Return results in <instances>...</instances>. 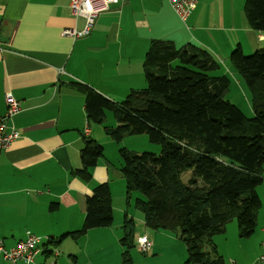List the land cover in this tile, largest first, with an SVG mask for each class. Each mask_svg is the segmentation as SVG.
<instances>
[{
  "label": "crops",
  "instance_id": "obj_1",
  "mask_svg": "<svg viewBox=\"0 0 264 264\" xmlns=\"http://www.w3.org/2000/svg\"><path fill=\"white\" fill-rule=\"evenodd\" d=\"M71 1L0 0V116L6 113L7 92L21 103L20 111L8 122L20 137L9 149L0 150V238L6 248H12L27 233L48 236L58 244L46 246L43 241L37 262L82 264L87 260L92 264L93 255L104 258L105 245L120 248L116 227L121 228L128 217L135 221V237L146 235L153 243L148 253L152 257L141 260L147 264L160 258L175 240L166 231L148 232L134 200L128 205L118 160L100 158L89 182L72 175L82 168L85 139L100 137V128L90 124L85 95L78 86L121 105L132 91L147 87L143 63L154 40L172 42L178 49L193 44L207 50L221 67L215 75L229 79L236 74L230 54L238 47L244 53L264 49V32L247 23L246 0H199L185 22L167 0H118L98 16L88 36L73 39L62 30L82 31L85 20L72 15ZM113 120L117 126L114 116ZM105 183L111 190L113 224L92 229L78 239H62L81 229L87 196ZM257 193L262 205L256 231L246 239L252 245L238 241L235 222L214 238L226 264L230 259L259 264L264 239V166ZM229 240L237 242L238 252L225 248L223 242ZM55 248L58 257L50 255ZM168 254L176 264H187V257L173 250ZM0 264L26 263H13L0 255Z\"/></svg>",
  "mask_w": 264,
  "mask_h": 264
},
{
  "label": "trees",
  "instance_id": "obj_2",
  "mask_svg": "<svg viewBox=\"0 0 264 264\" xmlns=\"http://www.w3.org/2000/svg\"><path fill=\"white\" fill-rule=\"evenodd\" d=\"M244 14L253 30L264 32V0H246ZM231 63L249 89L252 118L226 100L229 79L215 75L219 62L193 44L178 49L169 41H152L143 63L147 87L132 91L121 105L78 86L89 121L102 123L106 111L112 112L118 127L106 133L114 141L148 134L151 142L161 145L159 155L120 149L119 172L128 205L138 192L142 197L134 206L144 215L145 226L177 232L188 264H226L213 238L236 221L239 237L249 239L262 205L257 189L264 166V49L246 56L238 47ZM103 154L98 142L85 139L82 168L72 175L89 182ZM189 172L185 182L183 175ZM113 219L110 187L100 184L86 198L81 229L62 239L110 227ZM134 231L135 221L125 217L120 240L123 264H133L126 248L135 246Z\"/></svg>",
  "mask_w": 264,
  "mask_h": 264
},
{
  "label": "rangeland",
  "instance_id": "obj_3",
  "mask_svg": "<svg viewBox=\"0 0 264 264\" xmlns=\"http://www.w3.org/2000/svg\"><path fill=\"white\" fill-rule=\"evenodd\" d=\"M255 51L256 50H252L250 52L245 53V55L250 56ZM232 53L230 54V62H231ZM231 67L233 68V70L235 71L236 74H234L235 77L230 74L229 89H228V92L226 95V100L229 101L230 103H232L233 105L237 106L247 118H252V117H254V112H253L252 105H251V100H250L251 97H250L249 89L247 88L244 80L242 79L240 74L237 72V70L234 68V66L231 65ZM106 112L107 113H105V114H107V119L105 118L103 123H99V124L94 123V122L90 123L91 126H96V127L100 128V133L98 135L100 137L97 138L96 142H98V144L104 148V154H103L104 158L108 159L111 162H115L118 160L119 164L122 165V159L120 157V149H125L131 153H136L139 155L142 153H145V152L155 153L157 155H159L161 153V149H162L161 145L151 142L148 134L126 135L119 142L114 141L111 138V136L106 134V131L108 129H116L118 127V125L116 126L111 112H109V111H106ZM190 176H191V172L184 174L183 180L186 182ZM141 197L142 196L138 192H135L132 194V200H135V199L141 198ZM133 204H134V201H133ZM133 204L131 203V205H133ZM234 222H235V229H236L237 223H236V221H234ZM122 226H121V228L118 227V229L116 227V231L118 232L120 239H121L122 234H123L122 233ZM114 229H115V226H114ZM159 231H164V230H159ZM148 232L154 233L155 231L148 230ZM166 233H168L171 237H173L174 238L173 240H175V242L171 244V247L168 250L163 251V255L160 258H158L154 261H149L147 264H176L175 261H172L170 259L169 254H168V252H170L172 250L177 252L178 255H180V256L182 255V257H184V258L187 257V259H188V255L186 254L187 253L186 246L180 240L178 233L177 232H171V231H166ZM134 234H135V231H134ZM215 237L217 238V237H219V235L215 236ZM214 238H213V242H214ZM238 239H239L238 241H243V243L251 244V242H249L246 239L241 240L240 237ZM94 240L98 241V238L95 237ZM137 242H138V238L135 237V241H134L135 246L130 247V248H126V249L129 250V253L131 255V258H132L134 264H144L141 260L142 259H148L149 257H152V255H151V253L150 254H142L138 250ZM223 243L225 245V248L227 246V250L238 252L237 242L232 243L231 240H229V242L226 243V241H225ZM214 244H215V242H214ZM72 245H75V244H72ZM111 245H112V243H110L109 245L108 244L105 245V248L102 251V252L105 251L104 258H102L98 254L93 255L92 256V264H119L121 262V258H122L120 256V254H121L120 248L122 249L123 247L121 246L120 242H118V245L120 246V248H118L117 246H111ZM215 246H216V244H215ZM99 253H101V252H99ZM85 261H87V260H85ZM85 261H82V264H88ZM232 261H234L236 264H238L235 260H231V259L229 261V264H231ZM177 264H186V263L180 261Z\"/></svg>",
  "mask_w": 264,
  "mask_h": 264
},
{
  "label": "built area",
  "instance_id": "obj_4",
  "mask_svg": "<svg viewBox=\"0 0 264 264\" xmlns=\"http://www.w3.org/2000/svg\"><path fill=\"white\" fill-rule=\"evenodd\" d=\"M174 10L175 14L182 20L187 21L191 13L196 9L199 0H167ZM118 3V0H72L70 9L72 15L77 18H83L85 25L82 31L65 28L62 30V34L75 38H81L88 36L91 33L93 26L95 25L97 18L100 14L108 12L111 5ZM6 113L4 116H0V150L9 149L18 139V131L9 125V121L14 115H16L21 109V103L14 98L11 92H7L5 96ZM89 130L85 131L87 134ZM51 245L53 238L45 237L41 238L32 233H27L24 240L18 242L12 248H6L4 240L0 238V255L7 261L13 263L23 262L26 264H56L54 260L37 262L36 258L43 251L41 250V243ZM138 250L142 254H148L153 247L152 241L148 236H141L137 242ZM45 254V252H44ZM50 255L58 257L60 253L55 248L50 251ZM259 264H264V239L262 241V254L258 259ZM231 264H236L234 261Z\"/></svg>",
  "mask_w": 264,
  "mask_h": 264
}]
</instances>
